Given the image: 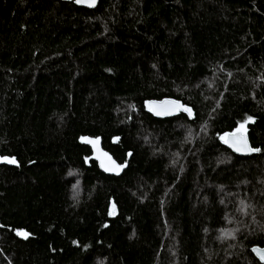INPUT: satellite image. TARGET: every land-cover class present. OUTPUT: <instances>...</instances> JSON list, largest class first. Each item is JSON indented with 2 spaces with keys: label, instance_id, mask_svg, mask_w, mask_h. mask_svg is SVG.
Segmentation results:
<instances>
[{
  "label": "trees",
  "instance_id": "obj_1",
  "mask_svg": "<svg viewBox=\"0 0 264 264\" xmlns=\"http://www.w3.org/2000/svg\"><path fill=\"white\" fill-rule=\"evenodd\" d=\"M241 124L257 154L223 146ZM5 156L0 264H260L264 0H0Z\"/></svg>",
  "mask_w": 264,
  "mask_h": 264
},
{
  "label": "water",
  "instance_id": "obj_2",
  "mask_svg": "<svg viewBox=\"0 0 264 264\" xmlns=\"http://www.w3.org/2000/svg\"><path fill=\"white\" fill-rule=\"evenodd\" d=\"M58 1L64 3H73L78 8H82L90 11L95 10L99 5V0H95L94 6H88L87 2H78V0H58ZM177 105H180L182 107H177ZM146 107L150 112V114L157 119L174 117L179 113L185 112L184 109H186L181 102L174 99H163L161 101L152 100L146 103ZM237 129L234 130L233 132L226 133L225 135H223L225 139L229 140V143H225L224 139H221L223 146L229 149L233 154L240 157H247L257 154V152L255 151L248 152L246 149H244L242 146L243 143L242 141L240 145H238L241 146V151L235 150V148L232 146L233 137L231 134L233 133H236L237 137H240L242 135L246 140L248 147H251L248 141V136L246 131L242 129L241 132H237ZM85 141H94L95 143H87ZM79 143L90 148L92 152L90 160L94 161L97 164L99 171L104 175L119 177L126 170L127 168L126 163L124 164L117 163L114 160V158L107 151L103 149L100 138L80 137ZM4 158H7L9 160L14 159L16 163L4 162ZM0 166L18 167V162L15 158H11L8 156L0 157ZM251 253L260 264H264V259H262V256H264V247H253L251 249Z\"/></svg>",
  "mask_w": 264,
  "mask_h": 264
},
{
  "label": "snow or ice",
  "instance_id": "obj_3",
  "mask_svg": "<svg viewBox=\"0 0 264 264\" xmlns=\"http://www.w3.org/2000/svg\"><path fill=\"white\" fill-rule=\"evenodd\" d=\"M78 2H87L88 3V6H94L95 5V0H78ZM177 107H182L180 105H177ZM185 111H188L189 114H191V110L190 109H184ZM248 121H252V118L249 117L248 118ZM245 125L244 124H241L240 125V128L237 129V132H241L242 129H244ZM232 137H233V143H232V146L235 148L236 151H241V146H238L240 145L241 141L243 142L242 143V146L244 149H246L248 152H259L260 149L258 148H251V147H248L247 145V142L246 140L244 139V137L241 135L240 137H237L236 136V133H233L231 134ZM221 139H224V142L225 143H229V140L228 139H225L224 137H222ZM87 143H95L94 141H85ZM4 162H7V163H16V161L14 159L12 160H9L7 158H4ZM18 235H23L25 238H27V234L26 233H23V232H19L17 233ZM255 251V249H254ZM262 259H264V256H262Z\"/></svg>",
  "mask_w": 264,
  "mask_h": 264
},
{
  "label": "rangeland",
  "instance_id": "obj_4",
  "mask_svg": "<svg viewBox=\"0 0 264 264\" xmlns=\"http://www.w3.org/2000/svg\"><path fill=\"white\" fill-rule=\"evenodd\" d=\"M245 130V129H244Z\"/></svg>",
  "mask_w": 264,
  "mask_h": 264
}]
</instances>
